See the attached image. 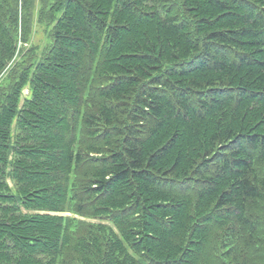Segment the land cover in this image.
I'll list each match as a JSON object with an SVG mask.
<instances>
[{"label": "trees", "instance_id": "trees-1", "mask_svg": "<svg viewBox=\"0 0 264 264\" xmlns=\"http://www.w3.org/2000/svg\"><path fill=\"white\" fill-rule=\"evenodd\" d=\"M0 264H264V0H0Z\"/></svg>", "mask_w": 264, "mask_h": 264}, {"label": "rangeland", "instance_id": "rangeland-1", "mask_svg": "<svg viewBox=\"0 0 264 264\" xmlns=\"http://www.w3.org/2000/svg\"><path fill=\"white\" fill-rule=\"evenodd\" d=\"M47 42H49L47 27L37 22L35 24V31L32 37L31 44L37 47V52L40 54L47 46ZM16 56L18 55L16 54ZM24 92L27 93V90H25Z\"/></svg>", "mask_w": 264, "mask_h": 264}]
</instances>
